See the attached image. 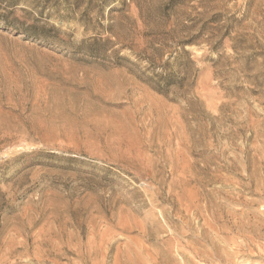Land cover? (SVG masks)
<instances>
[{
    "label": "rangeland",
    "instance_id": "obj_1",
    "mask_svg": "<svg viewBox=\"0 0 264 264\" xmlns=\"http://www.w3.org/2000/svg\"><path fill=\"white\" fill-rule=\"evenodd\" d=\"M0 264H264V0H0Z\"/></svg>",
    "mask_w": 264,
    "mask_h": 264
}]
</instances>
